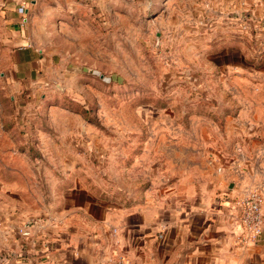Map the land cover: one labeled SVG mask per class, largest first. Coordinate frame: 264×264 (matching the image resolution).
Listing matches in <instances>:
<instances>
[{
  "label": "rangeland",
  "instance_id": "374dc122",
  "mask_svg": "<svg viewBox=\"0 0 264 264\" xmlns=\"http://www.w3.org/2000/svg\"><path fill=\"white\" fill-rule=\"evenodd\" d=\"M245 1L26 0L19 35L0 0V264H46L69 188L110 207L263 180L264 0Z\"/></svg>",
  "mask_w": 264,
  "mask_h": 264
},
{
  "label": "crops",
  "instance_id": "0c3cea01",
  "mask_svg": "<svg viewBox=\"0 0 264 264\" xmlns=\"http://www.w3.org/2000/svg\"><path fill=\"white\" fill-rule=\"evenodd\" d=\"M243 2L247 4L241 0L242 9ZM8 6L16 13L12 23L16 27L14 32L20 35L21 17L30 8L26 0H11ZM3 130L10 132V124ZM24 147L21 149L27 150ZM202 183L205 185H191L182 191L176 188L155 201L110 207L101 198L89 196V192L69 188L64 207L57 206L52 211L63 220L62 234L52 241V254L43 261L46 264H117L122 254L127 264H264V232L253 244L237 245L236 225L222 205L223 193L243 191L245 178L225 180L213 175L208 180L204 178ZM52 216L50 220L56 219ZM109 226L117 229L114 236ZM115 239L119 240L118 245L114 244ZM114 251L119 255L111 256ZM108 257H112L110 263L106 261Z\"/></svg>",
  "mask_w": 264,
  "mask_h": 264
},
{
  "label": "built area",
  "instance_id": "2783aa9c",
  "mask_svg": "<svg viewBox=\"0 0 264 264\" xmlns=\"http://www.w3.org/2000/svg\"><path fill=\"white\" fill-rule=\"evenodd\" d=\"M25 7L21 4V9ZM22 20H25L23 15ZM220 170V168L218 169ZM224 204H222L228 215L234 221L235 226V243L237 245H249L257 242L264 232V178L256 186L247 188L235 194L223 193ZM221 205V206H222ZM52 219L51 221H55ZM43 222L33 220L17 228V233L27 239H32L33 230L43 227ZM34 241V240H33ZM40 242V244H39ZM47 243L45 239L36 240L37 245ZM117 264H126L124 259H119Z\"/></svg>",
  "mask_w": 264,
  "mask_h": 264
}]
</instances>
